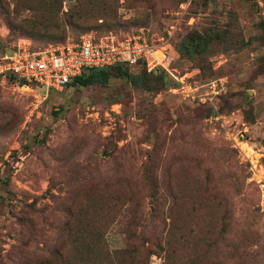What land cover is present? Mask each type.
Masks as SVG:
<instances>
[{"label":"rangeland","instance_id":"374dc122","mask_svg":"<svg viewBox=\"0 0 264 264\" xmlns=\"http://www.w3.org/2000/svg\"><path fill=\"white\" fill-rule=\"evenodd\" d=\"M262 23L264 0H0V50L144 28L205 98L0 75V264H264Z\"/></svg>","mask_w":264,"mask_h":264},{"label":"built area","instance_id":"2783aa9c","mask_svg":"<svg viewBox=\"0 0 264 264\" xmlns=\"http://www.w3.org/2000/svg\"><path fill=\"white\" fill-rule=\"evenodd\" d=\"M115 64L140 66L147 72L162 71L177 81L176 89L183 97L205 101L197 84L190 81L192 76L187 72L179 74L167 46L152 39L144 28L124 38L84 33L77 40L66 39L39 50L31 49L23 40L0 50V75L47 91L60 90L93 68Z\"/></svg>","mask_w":264,"mask_h":264},{"label":"trees","instance_id":"16d2710c","mask_svg":"<svg viewBox=\"0 0 264 264\" xmlns=\"http://www.w3.org/2000/svg\"><path fill=\"white\" fill-rule=\"evenodd\" d=\"M262 25L264 27L263 23H262ZM217 36H221V35H217ZM212 39H213V37L211 36L208 39H206V41L212 42ZM190 43H191L190 45H193L194 47L199 46L200 45V37L196 36V37L191 38ZM129 68H131V67H128L127 65H123V64H115V65H111V66L93 68L91 70L86 71L85 73H83L80 76L74 77L70 82H68V84H66V86L71 85V84H79V85L84 86V85H87L88 83L93 82V81L105 82L107 79V73L105 71L109 70V69L116 70L118 73H121V74L127 76L134 85L141 86V85H143V83L140 80V74L141 73H145V74L146 73L147 74L154 73V72H147L144 68H142L140 66H134V68H141V71H143V72H136L135 74H129L128 73ZM160 73H163V72L161 71ZM20 81L22 84L24 83L22 80H20Z\"/></svg>","mask_w":264,"mask_h":264}]
</instances>
